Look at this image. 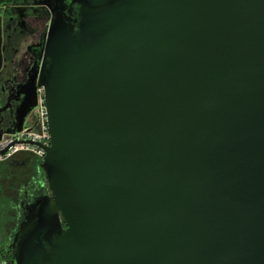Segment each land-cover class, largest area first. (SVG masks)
I'll use <instances>...</instances> for the list:
<instances>
[{"label": "water", "instance_id": "1", "mask_svg": "<svg viewBox=\"0 0 264 264\" xmlns=\"http://www.w3.org/2000/svg\"><path fill=\"white\" fill-rule=\"evenodd\" d=\"M36 5L7 133L42 87L50 146L8 264H264V0Z\"/></svg>", "mask_w": 264, "mask_h": 264}, {"label": "flooded vegetation", "instance_id": "2", "mask_svg": "<svg viewBox=\"0 0 264 264\" xmlns=\"http://www.w3.org/2000/svg\"><path fill=\"white\" fill-rule=\"evenodd\" d=\"M39 1L19 0L0 8V135L12 127L14 114L23 99L20 93L37 59L36 46L49 24L50 13L36 5Z\"/></svg>", "mask_w": 264, "mask_h": 264}, {"label": "rangeland", "instance_id": "3", "mask_svg": "<svg viewBox=\"0 0 264 264\" xmlns=\"http://www.w3.org/2000/svg\"><path fill=\"white\" fill-rule=\"evenodd\" d=\"M16 165L6 163L0 166V197L11 198L15 202L16 212L21 216L22 211L20 204L24 199V194L37 195L42 192L44 176L39 167V161L36 157L18 159ZM15 164V163H14ZM21 219L17 215H10V219H6L8 226L4 233L0 235V248L4 241L7 244L10 242L11 236L16 229ZM2 222V221H1ZM0 222V223H1ZM2 224V223H1ZM9 225V224H8ZM8 241V242H7ZM0 255V262H2ZM1 264V263H0Z\"/></svg>", "mask_w": 264, "mask_h": 264}, {"label": "built area", "instance_id": "4", "mask_svg": "<svg viewBox=\"0 0 264 264\" xmlns=\"http://www.w3.org/2000/svg\"><path fill=\"white\" fill-rule=\"evenodd\" d=\"M30 113L29 123L20 132L0 135V162L7 161L19 153H30L39 161L44 158L45 148L50 146V134L42 87L36 88V104ZM29 127L33 129L27 131L26 128ZM0 263L8 264V261L3 259Z\"/></svg>", "mask_w": 264, "mask_h": 264}, {"label": "trees", "instance_id": "5", "mask_svg": "<svg viewBox=\"0 0 264 264\" xmlns=\"http://www.w3.org/2000/svg\"><path fill=\"white\" fill-rule=\"evenodd\" d=\"M19 0H0V8L8 6L12 3L18 2ZM23 157V159L25 158H30V157H35L34 155L30 154V153H19L15 156H13L12 158H10L7 161L4 162H0V166L1 165H5L6 163H10L13 164L14 166L16 165V162H18L19 158ZM20 162V161H19ZM15 163V164H14ZM15 202L13 201V199L11 198H6L1 196L0 197V235L4 230L11 225V223L6 222V219H10V215H17L18 218L21 219V216L19 215V213L16 212V207H15ZM6 227V228H5ZM12 234V233H11ZM2 236V235H1ZM2 241H4V244H2L3 246L0 248V255L2 257V259L9 261L10 259V252L8 250L7 244L5 243V240L2 239Z\"/></svg>", "mask_w": 264, "mask_h": 264}]
</instances>
